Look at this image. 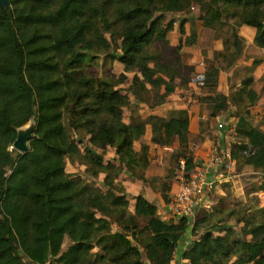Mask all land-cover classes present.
<instances>
[{"label": "trees", "instance_id": "1", "mask_svg": "<svg viewBox=\"0 0 264 264\" xmlns=\"http://www.w3.org/2000/svg\"><path fill=\"white\" fill-rule=\"evenodd\" d=\"M89 1L9 0L8 7L0 6V264H48L51 258L56 264H83L92 247V237L98 231L96 226L103 221L92 208H100L102 215H108L113 209L106 203L118 205L120 211L128 205L123 198L125 187L116 185L119 172L111 173L114 163H104L96 152L83 157L86 176L103 173V185L116 187L118 195H102L98 189L87 188L82 180L65 171L68 145L61 107L69 97H75L71 91L75 81L67 76L56 78L59 66L51 52H61L66 58L65 66L73 68L82 56L80 50L94 47V41L87 38L93 23L85 16L87 11L93 16L103 13ZM177 1L146 0L145 6L136 4L133 9L119 11L121 18L132 22L133 26L121 35L122 53L112 59L122 63L125 72H133V95L137 102L150 107L160 104L165 94L174 90V79L179 76L168 65L159 64L163 55L145 50L154 39L168 44L166 35L175 21L169 20L161 27L160 15L154 12L168 10ZM159 3L164 6L158 7ZM212 3L218 7L207 10L202 24L230 35V40L224 41L226 54H221L224 60L228 57L235 60L241 54L243 44L237 32L242 25L255 28L254 44L264 48V0H212ZM222 15L231 17L233 23H224ZM183 21L179 22L181 35L184 34ZM189 37L190 33L185 41L180 37L175 49L190 45ZM97 41L101 43L105 39L98 36ZM213 66L207 70L205 84L215 91L219 67ZM183 70L190 73L191 67L185 65ZM120 78H126L124 73ZM252 81V77L247 76L241 85L249 88L246 96L254 104L257 93L249 87ZM83 83L98 87L94 98L100 106L88 112L103 110L113 117L117 126L115 129L114 125L102 124L90 130V144L102 150L106 146L114 147L117 161L124 163L128 171L145 163L146 158L141 156H145L147 146L136 151L133 142L143 134L146 121H137L136 116V124L132 119L124 122L123 108H130L129 99L110 81L85 79ZM160 85L164 87L163 93ZM79 97L75 98L76 103ZM219 97L225 99V95ZM213 102V111L226 108L223 100L217 103L213 97ZM245 116L238 118L236 132L246 142L240 149L233 148L232 157L240 154L245 157V164L264 169V132ZM30 120L34 123V132L29 149L15 157L8 147L13 144L17 130ZM188 125L186 111L171 113L160 120L159 138L164 145L178 138L182 156L186 158L185 169L190 172L194 162L193 156L187 154ZM136 178L145 179L144 176ZM261 189L264 191V183ZM134 199V215L148 219L152 235L146 242L134 239L137 246L131 244L127 235L114 236L117 240L111 249L115 255L113 264H145L141 261L138 244L145 249L150 264H170L189 219L182 217L178 225L170 227L157 216V207L142 194ZM259 210L264 214V208ZM200 214L199 217H207L203 212ZM196 216L194 225L201 222L198 213ZM239 220L243 223L241 233L250 235V239L237 236L231 240L232 228H218L214 223L189 244L182 257L190 264H223V259L233 254L236 258L231 264H264V220L256 221L252 215H243ZM128 228L126 226V230ZM65 236L72 244L62 250Z\"/></svg>", "mask_w": 264, "mask_h": 264}, {"label": "rangeland", "instance_id": "2", "mask_svg": "<svg viewBox=\"0 0 264 264\" xmlns=\"http://www.w3.org/2000/svg\"><path fill=\"white\" fill-rule=\"evenodd\" d=\"M56 1L59 2V0ZM145 1L146 0H90L89 3H91L92 6L98 9L101 8L103 13V15L101 16H93L91 12L87 11L88 14L85 16V18L90 17V20L93 23L89 29V32L87 33V38L94 41V47L92 49L82 48L80 50L82 56L78 60V62H76L77 64H73V68H68L65 66L66 58L62 55L61 52H51L54 61H56L59 66V70L56 73V78L61 79L62 77L67 76L72 77L75 81V86L73 85L71 90L72 92H74L75 97H69L61 107L62 123L66 131V142L68 145V153L65 157V171L72 177H78L80 180H82V182L86 186H88L87 188L98 189L102 195H106L108 193H110L111 195H118V192L116 191V187H112L111 189L110 187H106L103 185V173L95 177L86 176V166L83 164V157L86 155V153H90L92 151L94 153L96 152V155L101 157L104 163L112 164L117 161L118 155L115 153L114 147L106 146V149L104 148L102 150V148H98L96 146L94 147L90 144L91 133L89 132L90 130H96L102 124H104L105 126L114 125L113 128L115 129L117 128V126L115 125L113 117L103 110L95 111L94 113L88 112V110L90 111L91 109H98L96 107H98V105L100 106V102H97L94 98V93L98 89V87L96 84L91 86L86 85L87 83H83V81L85 79L89 81H110L114 85V88L118 89L122 95H125L129 99L130 108H123L124 119L131 118L136 124V98L133 95V91L131 88V82L134 74L133 72H125L124 65L117 60H113L112 56L120 55L122 53L121 35L133 26L132 22H126L121 18L119 11L121 10V8H124L125 10L133 9L136 7V4L145 6ZM191 1L195 4L198 1V5H196V8L202 5L206 12L209 8L218 7H216V4L212 3V0H178L175 6H173L172 8H169L168 10H165L163 12L159 10H156L154 12V15H160L161 27H163L169 20L180 22L181 20H190V18L185 17V12L183 11L187 6L190 7ZM182 2L185 3L183 4L185 6L183 9L180 8ZM177 5L179 7H177L176 10ZM157 6L162 7L164 6V4L159 3ZM221 20L224 21V23H233V19L226 15H222ZM193 25H190V37L187 38V41L190 42L191 40L190 45L194 44L196 39V36H193V34L195 33ZM224 30H226V28H224ZM219 35L225 42L230 40V35L225 31H223V33H220ZM98 36H102L105 39V42L99 43L97 41ZM185 38H182L183 41L186 40ZM145 50L146 52L151 54L159 53L163 55V59L159 58L158 60V62L160 61L159 64L168 65L175 75L177 74L182 77H185V75L192 77V75L202 73L205 77V80H207V70L211 67H214L213 64L215 65V63H218L222 67H229L234 62V59H232L231 57L226 58V60L221 57V54H226L225 51H206L202 53L203 61L206 63L205 70L194 72V69H191L190 73H187V71L184 72L183 70V67H185L186 65L184 63L185 54L182 53L180 49L176 50L175 48H167V44L164 43V41H162L161 39H154L145 47ZM151 65L154 66V63H151ZM123 73L126 78H120V75ZM249 75V72L246 73L242 71L236 72L231 75L228 79L230 90L229 94L224 97L225 99H222V97L220 99L219 95L223 94H218L219 92L214 91V89L210 88L207 84H205L204 86V89L206 91L204 95H202L201 93H196L194 96L198 100V97H200V101L202 100V102L206 104L208 102L212 103L213 97L215 98L217 103L223 100L225 101L226 105L224 115L227 120L229 117L233 118L234 121H238L239 117H246L245 115H248L249 121L255 123V125L259 128L260 126L264 125V115L262 119L260 117L255 118V116H257L259 113H254L253 119H250L252 117V115L250 114L251 108H253L252 106L258 105V101L256 100L254 104H251L246 96L249 88L242 87L241 85V82ZM259 89L261 88L259 87ZM79 95L81 96L79 97ZM76 97H79V102L77 103L75 100ZM85 107H87L86 111L83 110V108ZM246 111L249 113H247ZM32 124L33 122L30 120L26 122L21 128L28 127ZM217 125L218 129H221L223 127L221 126L222 124H219L218 122ZM227 134L231 139L228 140L229 143L223 145L231 147V151L233 150V148L240 149L241 145H244L246 142V139L239 136L238 133L231 134L230 132ZM197 141L198 139L194 141V145H191L194 150H196V148L198 147L197 145H195L197 144ZM187 145V154L193 155L194 150L190 148L189 138L187 140ZM8 150L11 151L12 155H14L15 157L18 153H20L17 149L13 148L12 145L8 147ZM182 153L183 152H181L180 147H178V149L174 152L172 151V153H170V166L165 168L164 171L159 172L157 167L161 166V163L154 162L151 164L149 156L152 153L150 152L149 147H147L145 156H141V158H146L145 163L142 162V164L137 167H131L130 171H128L129 169L127 170L124 163L115 162L113 164L115 166L112 167L111 173L112 171L119 172V174L116 173L118 174L116 185H122V182L119 180V175L121 174V172L127 173L132 181H136V177L138 176H144L145 179L141 180L145 183H148L150 186L156 187L157 192L161 194L164 201L167 203L170 200L171 194L169 191L172 188V185L174 184V182L179 184L178 182L180 177V169L178 160L179 158L184 157L182 156ZM235 156L236 157L234 159L236 160V169L233 171L231 169L230 171H223L224 177L229 175L236 176L234 177L235 182L223 181L221 184H219L221 186L224 185L223 193L216 192L217 190L214 189L215 184H218L216 181L212 185L211 189L206 190L204 197H206L208 193L211 198H215L217 203H215L213 205L214 207L211 208L212 211L209 209V212L199 210L198 208V218L201 220V222L197 225H194L197 216L194 219L193 217L190 218L180 244L186 240H191L192 238H199V236L202 235V233L209 227H211V225L214 223L218 228H232L233 232L229 234V238L231 240L236 239L237 236L248 240L250 239V235H243L241 233V227L243 223L240 222L239 219L243 215H252L254 218H256V221L264 220V214L259 210L261 208H264V191L261 189L262 184L264 183V169L245 164V157L240 156V154ZM129 188L131 190H125L123 193V198L128 203L125 210L121 208L120 211L119 206H114L111 202L106 203L107 207L113 209L108 215H102L100 212V208H92V210H94V212L96 213V216L101 217L103 221L96 226V229L98 231L92 237V247L87 252L86 257L82 262L83 264H113V257H115V255L111 253V249L116 246L115 242L117 238L114 237L116 235H127L131 241V244L134 246H137V242H135L134 240L136 238L141 239V242L149 241V238L152 235L151 228L148 224L149 221L144 217L134 215V198L138 194L136 193L135 186H129ZM200 211L207 215V217H199V215H201ZM157 216H161L160 219L170 227H175L179 223V219L173 217L169 212L164 215L157 214ZM126 226L129 227V230H126ZM218 228L215 230V232L218 230ZM222 232L224 233L225 231ZM71 244L72 242L69 237L65 236L62 250H66ZM138 245L141 251V261H143L145 264H150L147 260L145 249L140 244ZM188 246L189 245H187V247ZM178 248H180V245L178 246ZM233 248H231V252ZM184 250V248H181L179 250L181 252L176 250L170 264H190L188 259L182 257V253ZM235 258L236 256L231 254L230 256L223 259V264H231L235 260ZM49 263L56 264L55 259L51 258Z\"/></svg>", "mask_w": 264, "mask_h": 264}, {"label": "crops", "instance_id": "3", "mask_svg": "<svg viewBox=\"0 0 264 264\" xmlns=\"http://www.w3.org/2000/svg\"><path fill=\"white\" fill-rule=\"evenodd\" d=\"M197 3L198 1L196 2V4L191 1L190 7L187 6L183 11L185 12V17L190 18V20L184 22V34L181 35L179 32L180 21H175L172 30L166 35V39L168 40L167 48L174 49L178 45L180 37L184 39L189 35L191 28L190 25L194 24L193 26L196 32L195 43L192 45H183L180 49V51L185 54L184 63L190 66L191 69H194V72L205 70L206 63L202 58L203 52L225 51L224 41L222 37H220L219 33L211 28L203 26L202 22L206 10H204L202 5L196 8V5H198ZM183 4L185 3L182 2V4L180 5V8L182 9L185 7ZM237 34L243 42L241 54L229 67H222L218 63H215V67H219L215 91L227 96L230 90L228 84L229 77L236 72H249V76H251L253 79L252 86H250L257 93L258 101V105L252 106L253 108H251L250 114L252 115V117L250 119H253L254 113H259L257 116H255V118L260 117L262 119L264 115V48L258 47L254 44V27L242 25L238 28ZM259 87L261 89H259ZM204 88H196L191 81V77L187 75H185V77L177 76L174 79V90L165 94L164 99L160 104L150 107L145 103L136 101V116L139 117L137 121L146 122L144 124L143 134H141L133 142V148L136 151H139L144 145L149 147L150 152L152 153L149 156L151 164L154 162L161 163V166L157 167L159 172L164 171L165 168L170 166V153L177 150L180 145L177 137L172 140V143L167 145H164L160 142V120L166 118L171 113H174L176 111L182 110L186 111L188 114V138L190 148H192V150H194V148L191 145H194V141L198 139L197 144H195L198 147L196 148V150H194L192 155L193 162L195 164L197 161L201 162L203 160H207L208 155L213 153L215 149H217L218 151H221L222 149H229L231 151V147L224 146L223 144L229 143L228 140L231 139L227 133L231 132V134H237L235 131L237 121H234L233 118L229 117L227 120L224 115L225 109L213 111L214 102H208L206 104L202 102V100L200 101V97H198L199 100L196 99L194 96L196 93H201L202 95L205 94L206 91ZM163 91L164 87L163 85H160V92L163 93ZM130 121L131 118L124 119L125 123H129ZM217 122L219 124H222L221 126L223 127L221 129H218ZM252 124L256 126L255 123ZM259 128L264 132V125L260 126ZM233 160L234 163L231 166L232 171L236 169V160L234 158ZM119 176V180L122 182V185L126 188V190H131L129 186H135L137 194H142L148 201H150L157 207L158 215L160 213L166 212L167 203L164 201L161 194L157 192V190L153 189L152 186H150L148 183L143 182L141 179L136 178V181H132L127 173L121 172ZM223 177V173L214 176L215 181L218 183L214 186V189L217 190L216 192L223 193L224 185L221 186L219 184H221L223 181L235 182L234 177L236 176L229 175L224 178ZM177 187L178 184L174 182L172 188L169 191L170 194H172L177 189ZM215 203H217L215 198H211V196L207 193L206 197H204L198 208L199 210L209 212V209L212 211L211 208L214 207L213 205ZM198 208L196 210L195 216H193V219L196 217L197 212L199 211ZM159 217L161 218V216ZM192 239L195 240L194 238ZM192 239L182 242L180 244V248H177V251H179L181 248L186 249L187 245H189L193 241Z\"/></svg>", "mask_w": 264, "mask_h": 264}, {"label": "built area", "instance_id": "4", "mask_svg": "<svg viewBox=\"0 0 264 264\" xmlns=\"http://www.w3.org/2000/svg\"><path fill=\"white\" fill-rule=\"evenodd\" d=\"M191 81L198 89L205 86V77L202 73L193 75ZM233 163L234 160L229 149H222L221 151L215 149L213 153L208 155L207 160L194 163L195 167L190 172L185 169V157L179 158L178 187L170 195V200L166 204V212L159 215L169 212L175 218L185 217L190 220L203 201L206 190L211 189L214 184V176L222 174L223 171H229Z\"/></svg>", "mask_w": 264, "mask_h": 264}, {"label": "water", "instance_id": "5", "mask_svg": "<svg viewBox=\"0 0 264 264\" xmlns=\"http://www.w3.org/2000/svg\"><path fill=\"white\" fill-rule=\"evenodd\" d=\"M0 6L6 8L9 6V0H0ZM34 132V123L25 128H19L17 130L16 138L12 144V147L17 149L20 153H25L29 149L28 142L31 139Z\"/></svg>", "mask_w": 264, "mask_h": 264}]
</instances>
